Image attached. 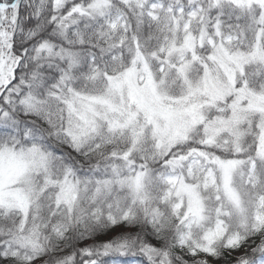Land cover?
Wrapping results in <instances>:
<instances>
[{
	"label": "snow or ice",
	"instance_id": "obj_1",
	"mask_svg": "<svg viewBox=\"0 0 264 264\" xmlns=\"http://www.w3.org/2000/svg\"><path fill=\"white\" fill-rule=\"evenodd\" d=\"M0 264H264V0H0Z\"/></svg>",
	"mask_w": 264,
	"mask_h": 264
}]
</instances>
